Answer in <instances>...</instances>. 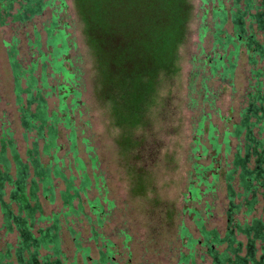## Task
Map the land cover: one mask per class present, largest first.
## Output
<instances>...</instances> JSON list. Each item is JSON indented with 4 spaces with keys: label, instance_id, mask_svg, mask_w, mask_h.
<instances>
[{
    "label": "trees",
    "instance_id": "1",
    "mask_svg": "<svg viewBox=\"0 0 264 264\" xmlns=\"http://www.w3.org/2000/svg\"><path fill=\"white\" fill-rule=\"evenodd\" d=\"M73 1L92 52L98 97L108 104L113 125L120 131L117 145L121 152L132 153L144 143L138 132L149 125V110L155 105L161 80L179 70L178 51L187 39L192 6L189 0ZM202 1L206 4V0ZM215 1L210 15L212 56L208 57L207 66L212 76L231 79L243 53L252 67L264 61V0H231L228 6L222 0ZM51 7L48 0H0V23L8 18L25 25ZM43 30L44 41L36 31L28 41L37 58L27 67L19 59L18 40L6 43L20 126L24 137L32 135L33 143L23 159L12 133L0 131L2 229L17 233L15 247L8 245L0 252V264H67L60 239V214L44 216L40 197L54 203L58 194L65 209L63 217H78L84 214L81 195L91 188L86 168L78 158L77 134L71 118L81 93L76 89L74 74L65 64L71 50L68 34L57 14L51 15ZM207 32L204 24L200 40ZM252 74L255 84L232 131L220 138L214 126L204 129L203 121L196 131L197 137L206 133V142L213 153L211 159L220 155L229 159L227 169L220 174L213 168V162L206 166L197 162L202 156L208 157V150L200 145L199 138L190 150L192 177L185 201L199 204L204 196L215 193L223 177L226 229L223 234L208 229L201 213L187 208L198 237L186 226L179 227L186 254L179 257L178 264H196L199 250L210 264H264V220L253 217L264 202L263 69H255ZM52 78H60L62 83L50 86ZM52 94L56 96L57 106L50 111L47 98ZM60 127L68 131L67 140L78 176L67 175L61 165ZM231 140L237 142L233 150ZM56 181L64 187L59 192ZM142 188L139 184L136 190L141 192ZM87 205L101 227L104 212L100 201L88 200ZM45 222L48 223L45 228L39 227ZM69 231L74 234L76 253L90 260V250L82 247L78 234ZM239 236L244 238V243ZM104 242L105 252L100 251L98 259L91 264H116L113 245Z\"/></svg>",
    "mask_w": 264,
    "mask_h": 264
},
{
    "label": "rangeland",
    "instance_id": "2",
    "mask_svg": "<svg viewBox=\"0 0 264 264\" xmlns=\"http://www.w3.org/2000/svg\"><path fill=\"white\" fill-rule=\"evenodd\" d=\"M48 1H51L52 7L25 25L13 23L8 18L0 23V131L9 130L12 133L17 151L25 159L33 137H24L20 126L6 43L18 40L19 59L27 67L37 58L28 41L33 39L34 31L44 41L43 27L50 21L51 15L57 14L71 46L65 64L74 74L76 89L81 93L77 108L71 111V118L77 134L78 158L86 168L91 188L86 195H81L83 215L64 218L65 209L58 194L54 203L40 197L43 215L60 214V239L67 264H91L98 259L100 251L105 252L104 240L113 245L111 249L116 264H178L179 257L186 254L183 241L179 238V227L186 226L198 237L193 216L187 213L189 208L201 213L208 229H216L223 234L227 226L223 177L215 193L204 196L199 204L185 201L192 177L190 150L196 139L199 138L200 145L208 150V157H200L199 164L206 166L213 162V168L222 174L229 162L223 155L211 159L213 153L206 142V133L197 137L196 131L202 121L204 129L208 125L214 126L220 138L225 132L232 131L240 120V111L247 106V94L255 84L252 71L261 68L264 73V61H258L252 67L243 53L231 79L212 76L207 63L208 57L212 56L210 15L216 1L206 0L205 4L202 0H189L192 10L187 39L178 51L179 70L174 76L161 80L157 100L149 110V125L138 132L144 140L142 147L123 154L117 145L120 131L113 125L108 104L101 101L97 94L93 56L74 1L63 0L64 5L60 0ZM222 1L228 6L231 0ZM204 24L209 32L200 40ZM60 83V78L49 79L50 86ZM47 102L50 111L56 109L55 94L50 95ZM60 131L58 156L61 165L67 175L78 176L67 140L68 131L63 127ZM261 139L264 140V133ZM236 144V140H231L232 150ZM76 183H79V178ZM139 184L143 186L141 192L136 190ZM56 186L58 192L64 188L57 181ZM95 199L103 207L101 227L87 205L88 200ZM263 208L264 202H261L253 217L264 220ZM47 225L45 222L39 227ZM70 229L79 235L82 247L90 250V260H84L80 253H76L74 234ZM93 232L96 233L95 238ZM238 239L243 243L245 241L241 236ZM16 243L17 233H7L2 229L0 214V252L8 245L14 248ZM259 247L256 246L257 249ZM242 255L245 256V246ZM259 256L260 251L257 250V260ZM196 264H210L201 250L198 251Z\"/></svg>",
    "mask_w": 264,
    "mask_h": 264
}]
</instances>
